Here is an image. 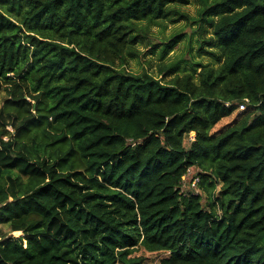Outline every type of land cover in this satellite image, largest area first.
<instances>
[{
    "label": "trees",
    "instance_id": "obj_1",
    "mask_svg": "<svg viewBox=\"0 0 264 264\" xmlns=\"http://www.w3.org/2000/svg\"><path fill=\"white\" fill-rule=\"evenodd\" d=\"M188 2L0 0V264H264V0H203L217 66L121 67Z\"/></svg>",
    "mask_w": 264,
    "mask_h": 264
},
{
    "label": "rangeland",
    "instance_id": "obj_2",
    "mask_svg": "<svg viewBox=\"0 0 264 264\" xmlns=\"http://www.w3.org/2000/svg\"><path fill=\"white\" fill-rule=\"evenodd\" d=\"M204 5L203 0H189L185 5L178 7L179 13L171 14L167 19L149 24L146 28V39L142 43L136 44L138 50L137 57H127L126 62L121 67L128 72L140 73L147 72L151 76L160 78L163 81H169L175 75H182L189 71L191 63H203L217 66L218 63L210 51H214L202 41L210 36L209 31L201 34L196 29L199 10ZM177 33H182L183 38L170 50L164 58H160V50L162 42ZM202 43V51L198 50ZM156 44V47H152ZM206 50V52H204ZM164 68L171 69V73L165 76ZM4 92L0 93V106L2 105ZM245 108V105H244ZM243 108V109H244ZM238 108V111L243 110ZM236 113L222 118L217 122L213 131L217 130L229 122L236 116ZM11 130L10 128H8ZM192 137V134L190 135ZM189 137V138H190ZM197 168H190V172L185 176L181 183V191H193L195 193L205 194L196 185L192 186L191 178L196 175ZM205 200V199H204ZM19 233L9 231L7 225H0V239L8 236H17ZM133 255L143 258L142 264H156L159 259L166 255L164 252H149L139 247Z\"/></svg>",
    "mask_w": 264,
    "mask_h": 264
},
{
    "label": "built area",
    "instance_id": "obj_3",
    "mask_svg": "<svg viewBox=\"0 0 264 264\" xmlns=\"http://www.w3.org/2000/svg\"><path fill=\"white\" fill-rule=\"evenodd\" d=\"M228 105V103H226V106ZM239 108H244V104L243 103H241L240 105H239ZM190 172V169H188L187 170V173L182 177L183 178V180H184V178H185V176L188 174ZM183 180L181 181V183L183 182ZM191 184H192V186H195L196 185V183H197V181H198V177L195 175V176H193L192 178H191Z\"/></svg>",
    "mask_w": 264,
    "mask_h": 264
}]
</instances>
